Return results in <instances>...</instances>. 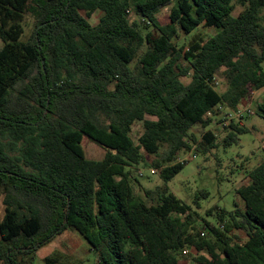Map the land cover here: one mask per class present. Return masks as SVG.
I'll return each instance as SVG.
<instances>
[{"label": "trees", "instance_id": "16d2710c", "mask_svg": "<svg viewBox=\"0 0 264 264\" xmlns=\"http://www.w3.org/2000/svg\"><path fill=\"white\" fill-rule=\"evenodd\" d=\"M26 16L36 26L23 42ZM200 27L218 33L180 45ZM0 39V264H33L67 231L88 240L96 264H181L188 248L195 264H264V161L237 190L242 208L208 211V240L191 205L164 187L141 197L131 172L145 153L168 184L188 164L180 156L207 158L250 133L217 119L264 89V0H0ZM216 123L222 141L207 130ZM196 127L207 131L199 138ZM84 138L102 160L86 157Z\"/></svg>", "mask_w": 264, "mask_h": 264}, {"label": "rangeland", "instance_id": "374dc122", "mask_svg": "<svg viewBox=\"0 0 264 264\" xmlns=\"http://www.w3.org/2000/svg\"><path fill=\"white\" fill-rule=\"evenodd\" d=\"M170 8L163 10L159 14V19L163 24L168 22ZM240 10H237V14ZM101 13H96L90 20L92 26L99 23ZM131 21L138 20L134 15L130 16ZM24 36L23 42H28L35 31L36 22L31 16H26L24 21ZM218 33L215 29L199 28L196 32L189 36H182L180 45L188 44L194 35L203 37L208 40ZM3 47V42L0 39V49ZM264 72V64H263ZM185 84H188L189 79H183ZM216 90L223 94L227 89V84L223 76L217 78ZM264 104V89L255 91L247 100L242 102L240 108L252 109L255 115L244 116L242 120H235L241 126L250 131L249 134L241 136L237 145L225 150L221 148L214 151L207 158L197 155L195 152L189 153L182 158L189 159L184 171L179 174L173 181L166 184L157 169L152 166L155 159L145 153L144 163L138 167L131 169L133 174V182L136 192L143 198L144 191H155L157 188H167L170 194L183 203L191 205L195 213V221L197 228L202 238L208 240L209 232L204 229L205 221L216 225V216H208V211L212 208L224 209L228 212H233L236 205L239 208L243 207V203L237 195V190L248 185L249 172L253 171L259 164L264 161V120L258 117L259 106ZM227 111H223L220 119H228ZM234 120L235 118H229ZM214 131L219 140L222 141L227 132L223 130V126L219 124L212 125L207 129ZM207 130L201 127H196L192 130V134L201 137ZM143 133V124L137 123L134 125L131 137L136 144ZM82 147L85 155L89 160L100 161L105 156V150L100 146L89 142L84 138ZM194 156H196L194 158ZM155 171L156 174L151 172ZM143 173V177L139 173ZM206 192L209 194L207 199L200 201V208L194 205L196 196ZM5 215L4 196L0 193V223ZM234 236L239 238L240 242H246L247 236L243 232H234ZM190 251L188 256H180L181 264H195L194 258L198 255L194 248H188ZM57 257L62 262L67 264H96L98 257L86 238L80 234L67 231L64 234L57 236L48 245L39 250L34 257L33 264H45V259L48 257ZM27 263H30L27 260Z\"/></svg>", "mask_w": 264, "mask_h": 264}, {"label": "built area", "instance_id": "2783aa9c", "mask_svg": "<svg viewBox=\"0 0 264 264\" xmlns=\"http://www.w3.org/2000/svg\"><path fill=\"white\" fill-rule=\"evenodd\" d=\"M251 115H255L254 111L252 109H242L240 108L238 111L236 112H232V113H228L226 117H228V119H226L228 121V123L232 120V119H229V118H235L234 120H242L244 118V116H251ZM196 156H194L195 158ZM178 162L179 163H186V162H189V159L187 158H182L180 157L178 159ZM152 174H156L155 171H152L151 172ZM139 176L140 177H143V173H139ZM205 234H202V236H204ZM190 253V251L188 249H185L183 252H182V256H188Z\"/></svg>", "mask_w": 264, "mask_h": 264}]
</instances>
